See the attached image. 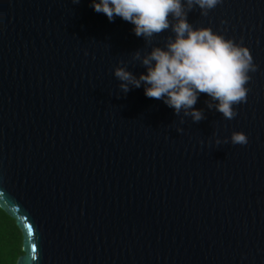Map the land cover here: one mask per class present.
<instances>
[{"label":"water","instance_id":"obj_1","mask_svg":"<svg viewBox=\"0 0 264 264\" xmlns=\"http://www.w3.org/2000/svg\"><path fill=\"white\" fill-rule=\"evenodd\" d=\"M0 206L17 264H264V0H0Z\"/></svg>","mask_w":264,"mask_h":264},{"label":"trees","instance_id":"obj_2","mask_svg":"<svg viewBox=\"0 0 264 264\" xmlns=\"http://www.w3.org/2000/svg\"><path fill=\"white\" fill-rule=\"evenodd\" d=\"M23 254L22 230L0 206V264H17Z\"/></svg>","mask_w":264,"mask_h":264}]
</instances>
